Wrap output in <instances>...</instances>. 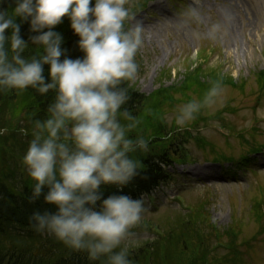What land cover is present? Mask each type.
Returning a JSON list of instances; mask_svg holds the SVG:
<instances>
[{"label": "trees", "instance_id": "trees-1", "mask_svg": "<svg viewBox=\"0 0 264 264\" xmlns=\"http://www.w3.org/2000/svg\"><path fill=\"white\" fill-rule=\"evenodd\" d=\"M127 15L113 0H0V264H225L214 247L223 236L227 250L238 246L242 218L219 231L203 202L158 224L159 234L151 221L105 211L166 184L188 140L209 146L198 131L209 123L237 134L248 151L264 148L224 124L226 110L207 113L221 87L238 88L216 68L188 66L169 86L164 71L156 89L140 92L124 56L139 58L120 38ZM256 76L262 89L264 70ZM180 103L189 117L182 127L167 118ZM249 161L242 155L238 165ZM259 190L249 209L256 224L264 217ZM91 213L152 236L127 243L77 227Z\"/></svg>", "mask_w": 264, "mask_h": 264}, {"label": "rangeland", "instance_id": "rangeland-1", "mask_svg": "<svg viewBox=\"0 0 264 264\" xmlns=\"http://www.w3.org/2000/svg\"><path fill=\"white\" fill-rule=\"evenodd\" d=\"M138 2L141 1L113 0L120 11L126 9L130 13L123 41L139 58L137 63L127 61L136 88L144 94L152 92L164 71L161 83L166 86L177 83L186 67H195L206 56L205 69L216 68L243 88L240 90L239 85L220 88L206 108L207 113L226 110L220 115L224 124H232L235 132L244 130V136L252 142H264V87H259L256 76L264 70V0H150L142 9L131 11ZM185 105L180 103L175 110L168 111V120L175 117L181 127L189 122V117L181 111ZM198 131L209 146L202 147L193 139L186 142L189 153L185 156L191 164L179 162L182 165L178 163L169 168L174 172L173 190L160 187L151 198L138 202L113 201L106 206L107 212L121 220L144 219L163 225L184 211L181 204L197 206L207 198L211 223L223 229L242 218L243 231L238 241L252 238L258 224L249 209L251 197L259 196L258 184L264 186V152L251 155L254 160L249 167L255 171L242 174L239 168L233 175L227 171L229 163L214 161L212 156L220 152L238 160L246 152V145L234 133L226 136L216 123ZM235 163L232 164L235 166ZM77 227H87L104 238L127 243L152 236L148 235L149 231L138 235L130 229H118L100 222L93 214ZM261 239L260 236L254 240L253 250L243 255L247 264H264ZM225 253L222 251L220 255Z\"/></svg>", "mask_w": 264, "mask_h": 264}, {"label": "water", "instance_id": "water-1", "mask_svg": "<svg viewBox=\"0 0 264 264\" xmlns=\"http://www.w3.org/2000/svg\"><path fill=\"white\" fill-rule=\"evenodd\" d=\"M81 162H83V160H79V161H78V163H81Z\"/></svg>", "mask_w": 264, "mask_h": 264}, {"label": "bare ground", "instance_id": "bare-ground-1", "mask_svg": "<svg viewBox=\"0 0 264 264\" xmlns=\"http://www.w3.org/2000/svg\"><path fill=\"white\" fill-rule=\"evenodd\" d=\"M126 202V201H125Z\"/></svg>", "mask_w": 264, "mask_h": 264}]
</instances>
